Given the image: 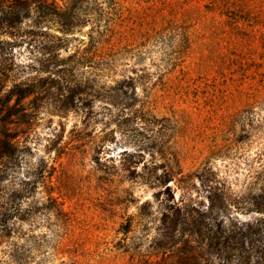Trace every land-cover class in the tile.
Returning a JSON list of instances; mask_svg holds the SVG:
<instances>
[{
  "label": "trees",
  "instance_id": "trees-1",
  "mask_svg": "<svg viewBox=\"0 0 264 264\" xmlns=\"http://www.w3.org/2000/svg\"><path fill=\"white\" fill-rule=\"evenodd\" d=\"M87 26L83 48L61 59L70 35ZM24 43L37 75L7 88L4 55ZM130 54L139 58L132 74L104 84L101 98L133 109L132 124L165 120L188 133L181 161L172 154L161 167L153 150L150 161L142 152L156 146L153 134L118 164L92 150L95 170L151 190L122 215L114 251L134 253L146 238L148 264H264V0H0V163L18 149L8 119L28 124L20 104L32 97L38 109L53 96L58 80L44 74L77 66L115 73ZM8 210L0 206V229Z\"/></svg>",
  "mask_w": 264,
  "mask_h": 264
},
{
  "label": "rangeland",
  "instance_id": "rangeland-1",
  "mask_svg": "<svg viewBox=\"0 0 264 264\" xmlns=\"http://www.w3.org/2000/svg\"><path fill=\"white\" fill-rule=\"evenodd\" d=\"M89 28L70 35L68 49L61 53V59L83 48ZM4 39L13 40L7 36L1 40ZM12 49L4 55L5 62L12 67L3 84L7 88L37 75L28 67L31 64L28 44L12 46ZM131 57L130 54L123 61L129 64L116 66L115 73L93 72L77 66L70 72L44 74L50 77L48 82L58 80L49 88L48 93L53 96L44 97L38 109L31 103L32 97L20 104L32 114L28 124L19 122L15 116L8 119V133L15 135L18 149L12 159L0 163V206L14 214L8 226L0 229V264L150 262L146 238L134 253L117 254L112 246L122 215L135 212L151 198V190L136 181L106 176L101 170H95L92 150H99L102 162L108 166L112 160L118 164L124 150L135 151V142H147L153 134L156 146L149 150L143 147L142 152L145 161H150L153 150L154 164L161 167L165 160L181 161L179 153L185 152L186 147L180 140L188 129L165 120L149 119L144 125L132 124L133 109L123 110L101 98L104 84L114 87L113 80L132 74L131 64L137 66L139 58ZM137 94L144 95L141 89ZM130 95L131 92L127 94ZM13 103L14 100L10 105ZM172 154H176L175 159ZM240 178L242 181L243 177ZM176 184L173 179L167 185L175 187ZM175 195L178 200L181 192L177 190Z\"/></svg>",
  "mask_w": 264,
  "mask_h": 264
}]
</instances>
